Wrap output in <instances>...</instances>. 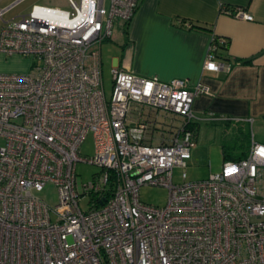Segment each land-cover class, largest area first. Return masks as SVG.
I'll use <instances>...</instances> for the list:
<instances>
[{
	"label": "built area",
	"instance_id": "1",
	"mask_svg": "<svg viewBox=\"0 0 264 264\" xmlns=\"http://www.w3.org/2000/svg\"><path fill=\"white\" fill-rule=\"evenodd\" d=\"M23 1L0 7V53L33 59L28 72H0V264H264V143L252 137L246 157L189 181L192 124L218 119L194 110L210 88L114 67L106 97L102 44L141 0L34 4L5 19ZM227 46L213 36L204 70L232 69ZM89 134L96 154L84 159ZM79 161L100 167L82 189ZM50 183L55 206L38 194ZM146 185L168 188L166 205L142 201Z\"/></svg>",
	"mask_w": 264,
	"mask_h": 264
},
{
	"label": "crops",
	"instance_id": "2",
	"mask_svg": "<svg viewBox=\"0 0 264 264\" xmlns=\"http://www.w3.org/2000/svg\"><path fill=\"white\" fill-rule=\"evenodd\" d=\"M224 7L242 8L253 19L236 17ZM114 32L115 39L102 44V63L106 45L111 70L119 67L163 81L184 79L190 89L202 83L211 93L196 97L197 114L218 117L208 122H247L264 135V0H141L131 20L117 22ZM214 35L229 41L221 51L233 65L228 72L204 70ZM252 137L264 143L253 130Z\"/></svg>",
	"mask_w": 264,
	"mask_h": 264
},
{
	"label": "rangeland",
	"instance_id": "3",
	"mask_svg": "<svg viewBox=\"0 0 264 264\" xmlns=\"http://www.w3.org/2000/svg\"><path fill=\"white\" fill-rule=\"evenodd\" d=\"M13 0H0V7L4 8L8 3ZM14 2V1H13ZM11 4V3H10ZM34 4H45L51 6H58L62 8H69L67 0H24L17 7L12 9L5 17V19H11L22 14H26L30 11ZM122 24V22H118ZM4 24V21L0 19V30ZM117 29V24L115 31ZM115 32L113 39H115ZM114 43L111 45V49L114 50ZM110 49L107 51L105 45L103 51V63H104V84L106 97L111 98L113 91V75L110 68ZM4 56V57H3ZM0 56V72H28L31 69L33 59L31 57L23 56ZM172 115L168 117L160 116L158 126L160 130L168 129V125L172 123ZM199 129L196 136V142L192 148V158L188 160V166L185 169L187 171V180H200L207 178L212 172L221 171L223 163L225 161L223 156V145L232 146L236 142V134L234 131L226 130L223 126V122H208L200 121ZM168 124V125H166ZM253 133L255 139L264 142V135L259 133L256 126L253 125ZM158 143V141H155ZM96 154L95 141L92 134H89L86 140L80 147V156L84 159H91ZM100 171V167L96 164L79 161L76 165L77 181L79 187L82 189L83 184L88 183L94 179V176ZM181 167H176L174 170V181H183ZM39 196L44 199L51 206H55L58 203L59 195L58 189L53 184H48ZM169 190L162 186H143L140 190V196L142 201L157 205L164 206L168 201ZM84 209H87L86 202L81 203Z\"/></svg>",
	"mask_w": 264,
	"mask_h": 264
},
{
	"label": "trees",
	"instance_id": "4",
	"mask_svg": "<svg viewBox=\"0 0 264 264\" xmlns=\"http://www.w3.org/2000/svg\"><path fill=\"white\" fill-rule=\"evenodd\" d=\"M223 10L228 12L230 11V8L225 7ZM230 12L233 14L234 11L231 10ZM247 62L249 61H245V63ZM192 126L196 127V130L199 129V123H194ZM223 126L226 130L234 131L236 134V142L231 147L223 145L224 159L239 160L246 157L252 142V128L250 124L237 120H226L223 122Z\"/></svg>",
	"mask_w": 264,
	"mask_h": 264
}]
</instances>
